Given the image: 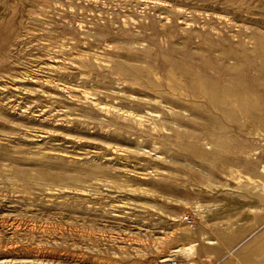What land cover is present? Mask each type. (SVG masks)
I'll list each match as a JSON object with an SVG mask.
<instances>
[{
    "label": "rangeland",
    "instance_id": "374dc122",
    "mask_svg": "<svg viewBox=\"0 0 264 264\" xmlns=\"http://www.w3.org/2000/svg\"><path fill=\"white\" fill-rule=\"evenodd\" d=\"M168 256L264 264V0H0V264Z\"/></svg>",
    "mask_w": 264,
    "mask_h": 264
},
{
    "label": "built area",
    "instance_id": "2783aa9c",
    "mask_svg": "<svg viewBox=\"0 0 264 264\" xmlns=\"http://www.w3.org/2000/svg\"><path fill=\"white\" fill-rule=\"evenodd\" d=\"M183 218H184V220L187 223H193V220L194 219L192 218L191 215L187 214ZM167 262H168V264H179L178 261H177V259H174V258L169 259Z\"/></svg>",
    "mask_w": 264,
    "mask_h": 264
},
{
    "label": "bare ground",
    "instance_id": "6f19581e",
    "mask_svg": "<svg viewBox=\"0 0 264 264\" xmlns=\"http://www.w3.org/2000/svg\"><path fill=\"white\" fill-rule=\"evenodd\" d=\"M222 68H223V67H222ZM221 70H222V69H221ZM259 76H260V75H259ZM65 187H66V186H65ZM72 189H73V188H72ZM73 195H74V194H73ZM75 196H76V195H75ZM188 247H189V246H188ZM188 247H186V249H187ZM178 250H179V248H174L172 251L174 252V251H178ZM157 252H159V251L157 250ZM157 252H156V253H157ZM158 255H159V254H158ZM158 255H157V256H158ZM160 255H161V254H160ZM159 258H160V257H159ZM169 259H171V257H169V256H168L166 259H160V262L157 263V264H168L167 261H168Z\"/></svg>",
    "mask_w": 264,
    "mask_h": 264
}]
</instances>
